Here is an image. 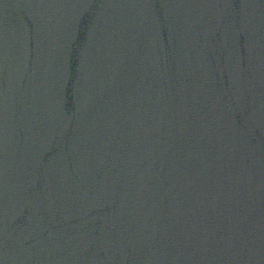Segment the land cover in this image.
<instances>
[{"label": "water", "instance_id": "obj_1", "mask_svg": "<svg viewBox=\"0 0 264 264\" xmlns=\"http://www.w3.org/2000/svg\"><path fill=\"white\" fill-rule=\"evenodd\" d=\"M0 264H264V0H0Z\"/></svg>", "mask_w": 264, "mask_h": 264}]
</instances>
